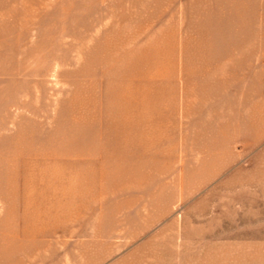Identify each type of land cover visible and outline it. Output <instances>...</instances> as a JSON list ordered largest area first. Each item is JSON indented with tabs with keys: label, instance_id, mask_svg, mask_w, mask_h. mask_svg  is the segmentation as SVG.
Masks as SVG:
<instances>
[{
	"label": "rangeland",
	"instance_id": "rangeland-1",
	"mask_svg": "<svg viewBox=\"0 0 264 264\" xmlns=\"http://www.w3.org/2000/svg\"><path fill=\"white\" fill-rule=\"evenodd\" d=\"M0 264H264V0H0Z\"/></svg>",
	"mask_w": 264,
	"mask_h": 264
}]
</instances>
